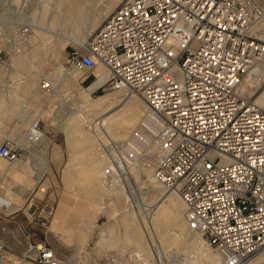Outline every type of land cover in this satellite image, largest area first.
<instances>
[{
  "label": "built area",
  "instance_id": "built-area-1",
  "mask_svg": "<svg viewBox=\"0 0 264 264\" xmlns=\"http://www.w3.org/2000/svg\"><path fill=\"white\" fill-rule=\"evenodd\" d=\"M67 65L95 80L106 70L97 91L148 107L155 131H132L105 176L125 175L156 143L157 182L221 264L264 256V0H124ZM16 157L0 145L1 159ZM30 251L33 264H63L46 245Z\"/></svg>",
  "mask_w": 264,
  "mask_h": 264
},
{
  "label": "rangeland",
  "instance_id": "rangeland-1",
  "mask_svg": "<svg viewBox=\"0 0 264 264\" xmlns=\"http://www.w3.org/2000/svg\"><path fill=\"white\" fill-rule=\"evenodd\" d=\"M123 1L116 4L95 28H89L87 18L84 22L77 19L79 8L84 10L85 17L97 8L104 14L115 0H76L77 11L73 14L59 8L57 0H0V145L8 141L17 154L13 161L0 158V169H8L0 174V187L12 193L32 190L31 198L26 191L20 195L26 199L25 207L30 204L25 210L18 207L13 214L4 212L6 221L0 227V239L5 244V250L0 254V264H33L30 248L36 244L51 248L63 264H117L121 262V248L126 240L134 245L145 244L148 248L168 247L170 256H159L155 260L157 264H194L193 250L176 249L172 245L175 227L159 219L168 212L163 200L165 190L159 184L147 182L145 178L139 185L151 184L152 189L157 188L156 194L141 196L133 193L122 197L101 189L87 179L90 157L101 153L104 156L106 152H99L98 148L87 149L89 127L82 94L86 92L91 101L103 100L104 109L114 108L123 116L130 115L134 110L139 112L138 122L123 139L119 149L132 131L143 123L141 121L146 112L149 113L145 101L139 96L123 91H96L98 85L92 86L97 80L88 73L81 86L64 76L65 72H73L67 65L69 55L81 49L84 40H89ZM45 8L52 19L43 16ZM57 11L60 16L54 15ZM33 14L35 28L42 29L43 33L29 26V18ZM14 50L15 57L21 56L22 66L13 63ZM101 70L96 71L99 77ZM82 74L86 77L85 72ZM11 108L37 115L34 120L40 122L44 142L25 143L27 146L24 147L29 130H20L19 116L11 112ZM73 121L77 126L76 132L70 130ZM72 134L76 135L75 139ZM91 139L93 142L100 140ZM154 160H158V155ZM154 163L150 161L147 164L152 172ZM109 164L104 166L103 172ZM141 171L144 174L145 167ZM65 198L70 206L76 199L77 213L87 215V220L92 221L86 225L87 232L83 225L80 230V234H85L82 236L84 242L91 231L84 248L74 239L63 238L62 233L51 231L55 215ZM68 212L73 214V211ZM68 219L74 220V216ZM182 220L186 223L184 217ZM108 232L115 240L104 242ZM128 249V257L130 252H138L135 246ZM207 250L209 254L203 257V261L211 255L219 256L221 261L218 252ZM258 260L251 264H264L263 260L261 263Z\"/></svg>",
  "mask_w": 264,
  "mask_h": 264
},
{
  "label": "bare ground",
  "instance_id": "bare-ground-1",
  "mask_svg": "<svg viewBox=\"0 0 264 264\" xmlns=\"http://www.w3.org/2000/svg\"><path fill=\"white\" fill-rule=\"evenodd\" d=\"M57 1L59 2V8H61L67 14H70V13L73 14V11L74 12L77 11L76 0H57ZM120 1L121 0H115V2L112 3L108 7V9L105 10L104 14H102L100 12V9L97 8L95 12H91L89 14L87 13V17H85L84 10H82V8H79V11H77L78 13H76V17L81 22H84L85 20L87 21L88 19L89 21L87 25L90 26L89 28H95L100 23V21L103 19V17H105L113 9V7L116 4H118ZM45 15L48 16V19L53 18V17H49V14L46 12V8L43 12V16ZM54 15L60 16V13L57 11L54 13ZM33 20H35L34 14L29 18V21H30L29 26L31 28L37 29L35 28L36 25L34 24ZM37 30L40 33H43L42 29L38 28ZM84 42L85 43L80 47L82 48L85 47L86 44L88 43V40L85 39ZM102 71H103V76L99 77V79L96 81L97 83H95L92 86V88L98 85V89H99L107 81L109 74L106 70L102 69ZM70 73L72 74V77L75 78L74 80L78 81L79 75L74 74V73H80V71L73 69V72H70ZM258 101L261 104L264 103V94L259 98ZM82 102L84 106H87V127H89L88 134H87V149L98 148L99 152H102V151L103 153L106 152L104 156L101 153L99 156L93 155L92 157H90L89 159L90 165L88 166V169H87V179L90 182L98 184L101 187V189L110 190L111 192L117 195H121L122 197H126L133 193L135 194L138 193L141 196L142 194L145 196H151L153 194H156L157 188L152 189L151 184L144 185V183H142L141 184L142 186L139 185L141 182L144 181L145 178L147 182L154 181L157 184H159L157 182V179L155 178L154 170L152 172L151 169L147 167V164L150 161H154L155 162L154 169L156 167L157 160H154V158L155 156L159 154L158 145L156 143L150 148V151L148 152L147 157L138 161L133 166H130L129 168H127L125 175H122V173L120 172L119 176L117 177L116 176L107 177L104 175V172H103L104 166L109 164V161L118 152V149L121 146L123 139H125V137L135 127V124L138 122L140 118L139 112L137 110H134V112H132L130 115L123 116L119 112H117V110L114 108L104 109L103 100L91 101L89 100L88 96H84V98H82ZM147 112L141 122H143L142 124L146 128L150 129V132H154L155 128L154 126L150 124L151 118L149 117V113ZM39 124L40 122L38 121V122L33 123L32 126L30 127L29 135L26 138V141H28L29 143L35 142V143L41 144L42 142H44L45 135L41 133V130L39 129ZM71 125L72 126L70 130H72L73 132H76L75 130L77 126H76L75 121H73ZM66 128L68 129V127ZM72 135H73L72 138L75 139L76 135L75 134H72ZM91 137H94L96 139L100 138V140L99 142H93ZM130 137L127 139V141L130 139ZM22 146L24 145L22 144ZM144 167H145V171L143 174L141 170ZM160 187L163 190H165L162 187V185H160ZM179 199L180 198L177 195L168 193L165 190L163 193V200L166 202L168 206V212L166 214L164 213L161 216H159V219L161 221H163L164 223H170L171 225L175 227L173 238H172V245L175 246L176 249L178 250H181V248H185L187 250H193V252L195 253V256H194L195 258L193 259L194 264H221L222 256L219 252L218 253L220 254L221 261H219V256H215V255H211L207 260L203 261V257L209 254L207 250L208 247L205 245L202 239L200 240L197 234L194 231H192L191 228L188 226L186 222V217H185L186 209H185L184 204L181 203L182 202L181 199L180 200ZM0 201L3 207H5L4 212L6 210L10 212L18 208L14 206V203L10 199L0 198ZM181 207L184 208V214L181 211ZM183 217L186 223H183V220H182ZM107 234L108 236L106 237L104 242L115 240L113 238V235H111V233L108 232ZM122 246L123 247L121 248V250L123 252L122 253L123 255L120 258L121 262L120 263L117 262V264H122L124 262H126L127 264H157L158 262H156L155 260L159 256H167V255L170 256L168 247H165V248L163 247L162 249H155L151 247L148 248L147 245L141 244V243L134 245L129 240H126ZM131 246H135L138 249L137 250L138 252L135 253L138 256L134 257V259L127 256V250H129L128 248ZM258 259H259L258 263H261L260 262L261 260L264 261V256L259 257Z\"/></svg>",
  "mask_w": 264,
  "mask_h": 264
},
{
  "label": "crops",
  "instance_id": "crops-1",
  "mask_svg": "<svg viewBox=\"0 0 264 264\" xmlns=\"http://www.w3.org/2000/svg\"><path fill=\"white\" fill-rule=\"evenodd\" d=\"M12 57H13L12 61H13L14 64H16L18 66H22L23 65L22 61H21V56L17 55L15 57V50L13 51V56ZM1 74H2V68L0 66V78H1ZM65 74H64V76L67 79H69V80H71L73 82H76L80 86L82 84V81L85 79V76L82 74V72L74 73V74H78L79 75L78 81L74 80L75 78L72 77L71 73L69 74V73L65 72ZM85 75L87 77V73H85ZM102 76H103V71L101 70L100 77H102ZM16 77L17 76H15V78ZM83 91H87V89H84ZM27 92H30L29 89H27ZM84 96H87L86 92H84L82 94V98H84ZM10 111L13 112L14 114H17V116H19V119L21 121L20 125H19L20 130H24V129L30 130V127L32 126V124L36 122L34 120V118H36L37 115H35L33 113H30L29 111L27 112V111L19 110V109H16V108H13V109L11 108ZM26 138H27V136H26ZM26 138L24 139V144L25 143L26 144L29 143L28 141H26ZM30 143L36 144L35 142H30ZM26 144H25V146H27ZM71 159H73V158L71 157ZM7 170L8 169H0V174L5 172V171H7ZM25 191L29 193V197L28 198H31L32 197V192H31L32 190H28V189L27 190H19V191L15 192V193H12V192L6 191V190H4L3 188L0 187V198L1 199L7 198V199L12 200V202L14 203V206L15 207H20L19 210H21V209L27 208L30 205L29 204L27 207H25L26 199L22 198L20 196ZM39 199H41V198H39ZM72 202H73L72 206H70L68 204L69 202H68V200L66 198L61 202L60 207H59V209H58V211H57V213L55 215V218L53 220L51 231L53 233L54 232L62 233L63 238H70V239L72 238V239H74L81 246V248H84V246L87 245V240H88V237H89L91 231L87 233V240L84 242L85 239L82 238L84 233L80 234V230L82 229V225H83V228L87 232L86 225H89V223H91L92 221H88L87 220V215L86 216H82V215L79 214V212L77 213L76 206H77L78 203H77L76 199H74ZM85 206H87V204H85ZM21 207H23V208H21ZM28 210H29V208L26 210V212H28ZM18 211H16V212H18ZM68 211H73V214H71V212H68ZM5 213L6 214H13V213H15V211L9 213V211L6 210ZM72 216H74V220L68 219V217H72ZM76 216H79V217H82V218L81 219H75Z\"/></svg>",
  "mask_w": 264,
  "mask_h": 264
}]
</instances>
